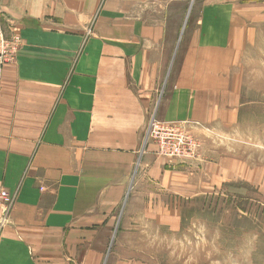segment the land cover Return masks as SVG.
I'll return each mask as SVG.
<instances>
[{"label": "crops", "instance_id": "1", "mask_svg": "<svg viewBox=\"0 0 264 264\" xmlns=\"http://www.w3.org/2000/svg\"><path fill=\"white\" fill-rule=\"evenodd\" d=\"M197 5L189 15V0H0L22 39L0 77V185L16 195L0 264H105L116 229L141 219L137 205L157 210L139 188L172 178L145 144L152 113L199 131L231 120L229 70L242 34L264 23V0ZM209 165L216 184L224 170ZM173 173L177 194L203 193L195 174Z\"/></svg>", "mask_w": 264, "mask_h": 264}, {"label": "rangeland", "instance_id": "2", "mask_svg": "<svg viewBox=\"0 0 264 264\" xmlns=\"http://www.w3.org/2000/svg\"><path fill=\"white\" fill-rule=\"evenodd\" d=\"M198 3L189 0L185 13L197 12ZM7 22L0 10L3 39L10 43L7 53L13 54L9 62L3 59L1 76L22 45L20 28ZM16 37L20 41L14 47ZM239 46L229 70V88L236 93L230 101L231 120L203 132L197 130L203 129L199 123L192 122L197 125L193 128L188 122L200 142L198 161L168 160V170L195 174L188 178L192 186L204 182L203 193L193 196L187 189L184 196L177 194L173 172L164 189L139 188L155 197L157 210L152 208L148 218L145 203L137 205L141 219L116 229L105 264H264V23L248 27ZM213 162L224 170L216 184L207 176ZM163 207L171 213L168 218L161 214Z\"/></svg>", "mask_w": 264, "mask_h": 264}, {"label": "built area", "instance_id": "3", "mask_svg": "<svg viewBox=\"0 0 264 264\" xmlns=\"http://www.w3.org/2000/svg\"><path fill=\"white\" fill-rule=\"evenodd\" d=\"M18 34V31H17ZM20 39L16 37L12 44L14 47L19 45ZM0 72L2 71L1 63L3 59L9 62L13 59V54L7 53L8 43L3 39L0 29ZM1 77V75H0ZM149 123L146 129L145 144L151 142L156 146L159 155L167 158L169 162L173 160L198 161L199 155V140L194 134H191L188 127V122L177 121H162L156 113H152L149 117ZM16 201V195L10 194L5 187L0 185V223L4 222L8 211L13 207Z\"/></svg>", "mask_w": 264, "mask_h": 264}, {"label": "bare ground", "instance_id": "4", "mask_svg": "<svg viewBox=\"0 0 264 264\" xmlns=\"http://www.w3.org/2000/svg\"><path fill=\"white\" fill-rule=\"evenodd\" d=\"M0 207H1V205H0Z\"/></svg>", "mask_w": 264, "mask_h": 264}]
</instances>
